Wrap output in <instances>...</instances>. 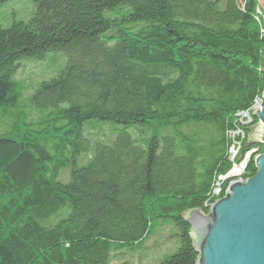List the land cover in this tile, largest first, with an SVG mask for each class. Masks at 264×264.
Returning a JSON list of instances; mask_svg holds the SVG:
<instances>
[{
	"label": "trees",
	"instance_id": "16d2710c",
	"mask_svg": "<svg viewBox=\"0 0 264 264\" xmlns=\"http://www.w3.org/2000/svg\"><path fill=\"white\" fill-rule=\"evenodd\" d=\"M33 5L0 12V264H134L165 227L179 247L153 264H196L182 214L207 211L251 151L254 176L264 151L248 146L261 0ZM54 50L67 53L55 75L14 80Z\"/></svg>",
	"mask_w": 264,
	"mask_h": 264
},
{
	"label": "water",
	"instance_id": "95a60500",
	"mask_svg": "<svg viewBox=\"0 0 264 264\" xmlns=\"http://www.w3.org/2000/svg\"><path fill=\"white\" fill-rule=\"evenodd\" d=\"M263 106L253 110L257 123L248 146H264ZM256 174L232 176L224 194L207 211L192 208L182 214L190 226L196 264H264V151L255 154Z\"/></svg>",
	"mask_w": 264,
	"mask_h": 264
},
{
	"label": "rangeland",
	"instance_id": "374dc122",
	"mask_svg": "<svg viewBox=\"0 0 264 264\" xmlns=\"http://www.w3.org/2000/svg\"><path fill=\"white\" fill-rule=\"evenodd\" d=\"M262 1V11H264V0ZM33 0H9L6 3L0 4V12L2 14H12L15 12L16 19H24L23 11L33 10ZM34 11V10H33ZM44 61L38 62L37 65L29 64L24 70L19 68L17 76L14 80L20 81L23 84L35 83L36 85L42 80L55 75L66 63L67 53L63 50H54L46 54ZM32 94L29 93L28 96ZM91 122L100 125H106L112 138L107 139V143H111L116 137L114 131L111 130V124L100 120H92ZM110 125V126H108ZM105 136V135H104ZM113 139V140H112ZM111 140V141H109ZM82 158V156H80ZM170 227L157 229L152 232L147 241L144 243L143 249L132 255H128L134 264H153L159 258L173 253L179 247L177 238L171 240L169 238Z\"/></svg>",
	"mask_w": 264,
	"mask_h": 264
},
{
	"label": "built area",
	"instance_id": "2783aa9c",
	"mask_svg": "<svg viewBox=\"0 0 264 264\" xmlns=\"http://www.w3.org/2000/svg\"><path fill=\"white\" fill-rule=\"evenodd\" d=\"M261 7H262V1H261ZM258 14H259L260 17H262V19H263V21H264V11H262L261 8H260ZM260 106H263L262 98L257 99V101L255 102V105L252 107V109H251V111H250V114L253 113V110H254L255 108L260 107ZM239 115H243V116H245V117H248V116H249V113H248V112H242V113H240ZM236 153H237V150H236L235 148H232V154H233V156L236 155ZM252 153H253V151H251V152L246 156L245 162H243V163H241V164H239V165L235 164L234 167L232 168V170L230 171V173L228 174L227 177H232V176H241V177H242V173H243L244 168H245V166H246V161H247V159L252 155ZM219 191H220V189L217 188V189L215 190V193H216V194H219ZM218 197H219V196H218ZM218 197H217V198H218ZM217 198H216V199H217Z\"/></svg>",
	"mask_w": 264,
	"mask_h": 264
}]
</instances>
